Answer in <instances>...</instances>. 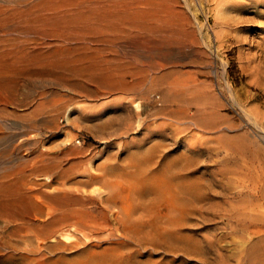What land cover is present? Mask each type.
<instances>
[{
  "label": "rangeland",
  "instance_id": "1",
  "mask_svg": "<svg viewBox=\"0 0 264 264\" xmlns=\"http://www.w3.org/2000/svg\"><path fill=\"white\" fill-rule=\"evenodd\" d=\"M12 1L0 0V6ZM125 1L137 7L138 20L121 32L111 50L98 54L117 67L146 68L143 75L160 77L142 90L97 87L93 75L99 70L87 68L93 64L90 59L77 60V46L83 42L38 39L15 33L10 26L0 29V51L8 52L0 57V96L5 98L0 102V193L21 194L33 204L42 224L49 221L52 210L43 191L79 187L98 198L105 194L103 180L108 178L118 181L126 194L131 183L152 181L156 171L158 176L170 175L167 163L191 164L178 173L198 188L199 211L190 215L191 224L187 221L182 232L197 237L208 262L199 256L178 259L185 258L184 264H255L258 256H264V238L232 234L224 214L249 209L250 192L264 193V0ZM24 39L27 57L18 51ZM64 47L72 52H62ZM55 48L60 50L50 55ZM173 80L177 85L169 90ZM172 96L178 100L172 101ZM183 111L196 117L198 124L182 118ZM205 115L211 116L209 121ZM65 151L71 152L61 165L73 163V168L60 180L49 168V159ZM92 176L102 179L93 181ZM73 178L80 183L71 182ZM237 191L247 200H239ZM120 204L113 208L119 216ZM30 218L33 223L35 218ZM3 224L0 264H69L57 259L61 248L51 251L53 240L43 235L46 224L32 225L34 231L23 224L15 235L4 232ZM117 225L109 221L97 233L76 232L75 240L86 253L73 248L68 254L86 264L93 259L90 253L116 249L125 242L109 235ZM35 233L38 248L23 239L31 235L32 239ZM218 240L209 247V241ZM243 240L248 244L246 256L240 251ZM105 257L96 259L109 262Z\"/></svg>",
  "mask_w": 264,
  "mask_h": 264
},
{
  "label": "bare ground",
  "instance_id": "2",
  "mask_svg": "<svg viewBox=\"0 0 264 264\" xmlns=\"http://www.w3.org/2000/svg\"><path fill=\"white\" fill-rule=\"evenodd\" d=\"M138 13L137 7L131 1L129 3L125 0H14L10 5L0 6V29L10 26L12 27L11 30L15 33L25 36L34 34L38 36V39L40 37L47 38L52 36L56 40L60 39V41L67 43L70 41L83 42V44L78 43L80 45L77 46V50L83 51H78L77 60L90 59L93 64L87 68L99 70L95 72L97 74L96 77L93 75L97 87L107 89L108 91L129 90L131 92L143 88L144 85L150 84L151 86L159 82L160 77L143 75L142 71H145L146 68H128L127 65H123L122 68L117 67L113 65L112 59L105 58L98 53L104 50H111V47L123 35L121 32L124 33L129 28L128 26L136 23ZM27 41V39H24L21 47L18 49L21 52L20 54L23 55L19 54L21 57H27L25 55L29 54ZM98 43L106 44V46L102 48L98 47L96 46ZM58 50L60 49L55 48L49 54L55 56ZM61 51L67 55L72 52L67 47L61 48ZM61 51H59L60 54ZM6 52L4 50L0 51L1 59L6 57ZM67 55L64 54V56ZM26 59L24 58V60ZM89 65L88 63L87 66ZM6 66L4 65L5 68H7ZM175 85H177L176 80L170 81L167 88L174 90ZM173 96L172 101L178 100ZM3 98L4 96H0V102L5 101V98ZM135 108L140 113V105L136 104ZM201 112L204 111L201 110ZM181 117L185 118L188 123L198 124L196 117L184 111ZM203 117L206 118V121H209L211 118L209 115ZM70 152L65 151L49 159V168L53 171L55 170L60 180L61 178H65L73 168V163L68 167L61 165L64 159L68 160L66 155ZM152 160L153 158H149L147 161L152 163ZM154 162L156 163V161ZM177 164H166V172L172 175L164 173L165 176H158L157 171H152L154 172V179L152 181L131 183L127 188L126 194H123L124 190L118 181H112L108 178L103 180L106 183V192L98 198L88 193L85 194L79 187L75 190L65 188L56 192L43 191L41 193L42 197L47 202V207L49 206L52 210L48 212L49 221L44 220L45 222L42 224L35 218V216L37 217V212L32 209L33 204L19 196L21 194H18V196L13 195L14 192L12 193L11 190V194L8 191V193H0L2 196V200L0 201V222L4 223L1 225V228L5 227L4 232L15 235L21 231L23 224L31 230H33L32 225H36L35 228H37L38 225L46 224L43 229V235L53 240L49 245L51 251L61 248L57 259L69 262V264H85L82 259L70 257V254H68L73 248H78L81 252L86 253L85 249L79 247V239L75 240V235H77L75 233L79 232L82 235H87L86 231L97 233L101 229L103 230L102 225L104 223L108 224L109 221H115L118 225L114 230H110L109 235L115 240L124 238L125 242L118 243L119 246L113 249L116 250L115 252L111 250L109 252L90 253L91 255L88 256L93 259L86 264H184L182 261L185 258H191V256L195 259H197L195 256H199L202 260L205 257L204 260L206 261L207 252L204 251V246H202L204 247L203 249L199 245L200 243L196 240L197 237L194 238L182 232L186 228L188 218H191L190 215L199 211L196 203L199 191L194 184H191L192 181L185 180L183 175L179 176L181 173H178L182 169L184 171L189 169L191 164ZM91 178H93V181L102 179L101 176H92ZM177 178L181 179L177 180ZM70 181L77 184L80 183L79 179L73 178ZM49 183H52L51 180ZM63 183L66 185L64 181ZM193 183L196 182L193 180ZM176 191L177 193L182 192V195H178ZM236 193L239 200H247L244 198L247 195L244 196L239 191ZM262 194L264 193H258L255 190L252 193L250 192L248 196L250 198L247 202L251 207L247 210L241 211L236 209L230 213L225 212L224 216L228 222L230 221L229 228L232 234L243 232L245 237H247L245 239H249L253 235L264 238V209H261L264 206V195ZM118 202L121 203L119 205L121 216L118 215L119 210L113 211V208L118 206ZM30 217L32 219L33 217L35 218L33 223L30 222ZM188 222L191 224L190 221ZM30 237H27L28 239L23 237V239L36 246V248L41 247L36 233L32 239ZM259 240L262 241L261 238ZM246 241L243 240L240 244V251L244 253V256H246L245 251L248 245ZM217 242L219 240L209 241L208 245L212 248L217 245ZM144 253L148 256L146 258L142 257V259L141 256ZM159 254V258L152 257V255L156 256ZM100 255L107 256L105 260L109 262L97 260L96 256ZM180 257L185 258H182L181 261L178 259ZM218 257L223 260L222 254L219 253ZM255 264H264V256H258Z\"/></svg>",
  "mask_w": 264,
  "mask_h": 264
}]
</instances>
